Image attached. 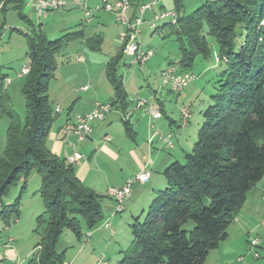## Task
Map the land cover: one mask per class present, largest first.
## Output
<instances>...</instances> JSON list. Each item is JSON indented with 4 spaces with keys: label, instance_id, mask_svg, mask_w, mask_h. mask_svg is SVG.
I'll return each instance as SVG.
<instances>
[{
    "label": "trees",
    "instance_id": "16d2710c",
    "mask_svg": "<svg viewBox=\"0 0 264 264\" xmlns=\"http://www.w3.org/2000/svg\"><path fill=\"white\" fill-rule=\"evenodd\" d=\"M19 3L0 0V14L14 9L31 27L24 34L29 61L21 89L25 113L21 125L11 121L5 133L0 204L20 181L22 193L29 175L36 172L43 212L36 218L39 241L35 249L39 251L28 264H63L56 248L64 230L80 240L83 231L103 221L102 197L78 180L72 165L46 148L55 114L47 94L57 69L55 57L69 43L82 40V35L69 33L48 40L40 26L21 15ZM173 4L176 22L168 27L177 37L178 74L188 73L196 58L210 57L208 37L217 45L220 70L211 104L201 111L195 142L183 163L175 161L166 168L164 189L129 225L132 242L121 252L118 264H203L208 253L227 238L247 193L264 177V0H205L186 16L178 14L181 0ZM100 43L92 38L84 45L97 52ZM122 49L106 64L105 77L113 89L111 108L125 116L127 94L119 74L126 58ZM4 80L0 76V117L11 119L8 97L1 92ZM123 128L131 137L127 121ZM20 196L12 205L1 204L0 219L6 225L19 216ZM187 222L194 225L191 231L183 229Z\"/></svg>",
    "mask_w": 264,
    "mask_h": 264
},
{
    "label": "crops",
    "instance_id": "0c3cea01",
    "mask_svg": "<svg viewBox=\"0 0 264 264\" xmlns=\"http://www.w3.org/2000/svg\"><path fill=\"white\" fill-rule=\"evenodd\" d=\"M114 1L115 0H113V2ZM81 3L82 2L78 0H66V5L63 8L50 11L45 17L40 18L36 16L32 3L28 0H20L19 11L29 22L31 18L29 15H32L36 20L34 26H40L45 36L63 32L65 33L64 35L80 32L82 40L74 41L79 43L81 51V53L76 56V62L78 64L86 62V60H84L85 54L87 50L90 51L88 47L84 45L87 40L98 38L102 43L108 31L111 32V34H116L114 43L117 41L118 47L116 51L110 55V58H107V64L118 53L121 47L120 38L124 33V27L115 20L113 14L109 15L107 12L96 13L99 12L94 11L96 6L88 19L84 17L83 11L84 21L81 20L77 24H68L63 20L53 25L52 20L54 18H49V14L53 12H69L74 8H82ZM137 5L140 4H132V7L127 11L126 15L128 18L134 15ZM173 5L172 0V6ZM11 12L13 14L16 13L18 16V12L11 8L5 13L0 14V36L5 30H12L6 21V16ZM152 12L153 7L149 13ZM99 14L107 18L109 22L108 25L104 26L102 22L99 25L101 26L100 28L90 25L94 20H98ZM69 15L70 13L65 17ZM61 18H64V16H61ZM102 20L104 21L103 18ZM43 22L45 23L43 24ZM111 22H114L116 27L110 26L112 24ZM98 28L100 30H98ZM100 49L101 46L99 51ZM130 66V63L125 65L127 68ZM167 66H169V64ZM84 67L88 68V64ZM103 73L105 74V67ZM19 74H17V78H19ZM76 78L77 75L73 74L66 78L64 80L65 85L62 83V86L58 88V92H56L54 96V98L61 97L64 101L69 100L72 102L67 107L61 124L57 126L58 128L60 127V129H57V131L52 130L53 132H51L46 139V148L51 154L61 160H65L74 151L83 156L81 161L72 165L74 173L85 187L102 197L101 211L103 221L93 230H105L112 236L115 235V233L111 228V221H114L115 217L127 211L129 214L128 221L132 223L133 219L139 217L144 209L148 207L159 189L165 186L163 172L166 168L175 161H183L182 159H184V155L187 153L189 144H187V142L181 143V140H178L176 137L188 124L185 127L179 128L176 132H173L171 126H175V122L168 117L169 110L165 105L167 98L164 95V89L159 85L157 90L150 89V91H143L140 86L141 83L135 81L136 88L134 87V92H131L129 86L130 82L122 76L124 89L127 94L126 115L123 116L121 111L116 107L112 108L102 122L92 124L90 136L84 142L78 143L73 135L66 136L64 130L61 128L72 120L74 116L90 113L95 102L110 103L113 100V89L106 77V83L103 85L98 77L94 78L93 76H87L85 80H77L75 82ZM4 84H7L8 87L12 86V81L5 77L2 85L5 86ZM107 84H109L111 89H109ZM136 89H140V91ZM186 89V95H184L181 102H179V99L176 101L178 104L175 109H178L179 120L180 109L185 107L183 104L196 92V87L191 85V83ZM168 92L171 93L170 91ZM183 93L184 91L182 94ZM180 94L181 93L176 95L179 96ZM137 100L147 101V104L138 107ZM149 106H156L159 109L161 117L152 119L147 114V108ZM56 108L59 109V112L55 113V115H60L62 110L58 104L53 106L52 110L54 111ZM3 117L4 116L0 117V154L4 149L6 130L11 121H13L8 117ZM163 118L167 119L166 123H164ZM123 121L128 122L131 130V137H128L124 131ZM198 125L199 124H197V127ZM106 137L109 141L104 140ZM164 139H169V141H171V147L166 145ZM144 169L148 170L150 173L149 180L143 184L133 185L130 195L124 201L121 209L117 210L116 204L106 195L107 190L109 188H119L123 186L128 180L132 179ZM39 206L40 205L36 203V208H33L32 217L42 212V208ZM19 222L20 221H18V223ZM105 223L110 225V229H105L103 227ZM92 231L86 232L89 233V236L87 239L84 238L82 247L86 248L85 243L94 236L95 233H92ZM251 237L259 240V246L256 249L259 254V258H257L258 261H253L249 253L248 241ZM12 242L13 240L11 238L7 239L4 249H2L3 256L2 258L0 257V261L8 262L10 259L11 264H17L15 261L17 255L14 253V248L11 245ZM68 245H72V241L64 242L56 249L57 253L65 257L66 254H64V251L69 247ZM238 259L241 260L238 261ZM21 263L22 262H19V264ZM203 264H264V177L247 193L244 204L227 229V238L220 242L216 249L208 253Z\"/></svg>",
    "mask_w": 264,
    "mask_h": 264
},
{
    "label": "rangeland",
    "instance_id": "374dc122",
    "mask_svg": "<svg viewBox=\"0 0 264 264\" xmlns=\"http://www.w3.org/2000/svg\"><path fill=\"white\" fill-rule=\"evenodd\" d=\"M71 1V0H69ZM81 1L82 6H86L89 10H93L96 6H101L100 0H78ZM86 1V2H85ZM132 4H150L155 1L156 5L153 6V12H147L143 17V23L139 27L140 36L138 39L139 44L143 48H147L152 51V58L141 67L136 65H131L130 67H125L129 64V60L124 58L123 62L119 68V74L123 76L124 79L130 82V90L134 92L136 88L135 81L141 83L143 91H150V89L157 90V87L160 85L161 73L162 71L169 68H176L177 72L178 62H179V52H178V42L177 37L171 33L168 27L170 21H159L153 23V28L149 27V22L151 21L153 15H158L161 12H175L174 5L172 6V0H128ZM205 0H181V9L179 11L180 16H186L193 12L196 8L201 6ZM213 1V0H210ZM108 3L113 2V0H107ZM82 8H74L73 10L53 12L49 14V18H54L53 25L58 22L66 21L68 24H77L81 20L84 21ZM106 13L103 10H100L96 13ZM70 15L65 17L66 15ZM111 15V13H108ZM99 14L98 20H94L90 25L99 26L102 24L108 25L109 22L107 18ZM114 15V14H113ZM176 15V14H175ZM64 16V18H61ZM115 16V15H114ZM30 22L34 26L36 24L35 18L32 15H29ZM104 21L102 20V18ZM58 18V19H57ZM115 20L117 21L116 17ZM6 21L10 25V29L2 32L0 36V76H4L12 81V86L2 85V94H5L8 97L6 108L9 110V115L16 125H21V122L24 117L25 108H24V99L21 95V87L25 80V76H19L22 68H28L29 61L25 57L27 46L26 38L24 34H29L31 32V27L26 22H23L16 13H9L6 16ZM98 21V22H97ZM106 22V23H105ZM45 22H43L44 24ZM110 26L116 27L114 22H111ZM152 24V23H151ZM89 25V24H88ZM164 26V27H163ZM158 28L156 31H154ZM98 28V30H100ZM15 29V30H13ZM116 32V31H115ZM65 33L59 34H49L46 38L50 41L62 37ZM116 34H111L107 32L103 42L100 43L101 49L98 52L88 51L84 60L85 63L78 64L76 62V56L81 53L79 48V43L74 42L70 43L68 46L62 48L60 52L56 55L55 60L57 64V69L54 73L52 80L48 86V99L50 106L53 107L58 104L61 108V114L55 115L53 117V124L51 130L47 136L53 131H57V126L61 124L64 114L66 113L67 107L72 101H64L61 97L54 98L58 88L62 86L64 80L68 78L71 74L77 75V80H85L87 76H93L94 78L99 79L102 85L105 82L104 67L106 64L107 58H110V55L116 51L118 47L117 41L114 43ZM211 55L208 59H202L198 57L194 61V65L188 71L190 75L194 77L191 85L196 87V92L193 93L190 99L185 102L183 105L188 109L190 113V118L188 120V125L186 128L182 129L181 132L177 135V139L181 140V143L187 142V152L190 151L191 146L196 140L197 129L202 123L201 111L204 110L208 105L211 104L210 96L215 92V83L217 81V74L220 70V65L217 63V45L212 38H207ZM88 64V68L84 67ZM172 64V66H167ZM174 66V67H173ZM57 79V80H53ZM65 85V83H64ZM109 89L111 87L107 84ZM135 87V88H134ZM140 91V89H136ZM167 88H164V95L167 98L165 103L166 108L169 110L168 117L175 122V126L172 127V131L176 132L180 127V120L178 116V109L176 108L177 99L179 102L183 99L185 92L177 96L174 93H169ZM61 96V95H59ZM106 100V99H105ZM170 108V109H169ZM7 118L4 116L3 118ZM164 123L167 119L163 118ZM199 121V123H198ZM197 124L198 127H197ZM177 126V128H176ZM64 130V126L61 128ZM53 130V131H52ZM183 160V159H182ZM183 163V161H181ZM39 177L36 172H31L27 180L26 189L21 193L22 182H18L15 186H12L8 192L2 197L1 204L4 206L12 205L15 200L20 196L19 204V216L11 217L8 225L0 219V257L2 258V249L7 243V239L11 238L13 242L11 243L14 248V253L17 255L15 261L17 264H28L29 260L32 258V255H35L36 250L35 246L39 241V236L35 232L36 229V218L41 215L43 212V204L40 197L37 195L39 189ZM164 186L159 189L163 190ZM155 196V195H154ZM36 203L39 204L42 208V212L37 214L35 217H32L33 208H36ZM0 204V211H1ZM39 206V207H40ZM147 208V207H146ZM146 209H144L145 211ZM128 212L124 211L117 217L114 221H111V228L114 231L115 235H112L105 230H90L92 233H95L94 236L85 243L86 248L82 247L84 244V236L87 235L83 231V235L80 240H77L75 235H73L69 230H64L59 243L57 245L58 249L64 242L72 241V245H68L64 251L65 257H63V264H96L99 260L103 259L107 264H118L122 258L121 252L126 251L132 242L131 232L129 225L131 224L128 221ZM20 218V220H19ZM18 221H20L18 223ZM99 226V225H98ZM194 225L192 222H187L183 229L186 231H191ZM96 228V227H95ZM251 237L249 240L253 239ZM70 239V240H69ZM249 246V245H248ZM250 249L251 259L253 261H258L253 257V253ZM61 252L60 250H58ZM78 256V258H77ZM77 259H76V258ZM244 258V257H243ZM2 260V259H1ZM14 261V262H15ZM0 264H11L10 259L8 262L0 261Z\"/></svg>",
    "mask_w": 264,
    "mask_h": 264
},
{
    "label": "built area",
    "instance_id": "2783aa9c",
    "mask_svg": "<svg viewBox=\"0 0 264 264\" xmlns=\"http://www.w3.org/2000/svg\"><path fill=\"white\" fill-rule=\"evenodd\" d=\"M32 3L37 17H45L48 12L56 11L63 8L66 5V0H28ZM101 6H97L94 11L103 10L107 13L114 14L117 22L124 27V33L120 38L121 46L123 47L122 53L129 60L131 65H136L141 67L147 63L152 57L153 53L149 49L143 48L139 42L140 30L139 27L143 23V17L145 13L149 12L156 2L153 1L150 4H140L136 6L134 15L128 18L126 13L132 7L131 2L128 0H115L114 2L108 3L107 0H100ZM84 10V17L88 19L92 11H90L85 5L82 6ZM175 21V12H161L158 15H153L151 21L149 22V27L151 23L158 21ZM176 22V21H175ZM28 73V68H23L20 71V76H25ZM194 77L188 73L178 74L176 68L170 70L163 77H160L161 88H167L171 93L179 94L182 93L188 85L193 81ZM147 101L137 100V106L142 107L146 105ZM112 110L109 103H99L95 102L93 109L90 113L84 115H76L67 122L64 126L65 135H73L78 143L84 142L91 133V126L94 123L102 122L105 117ZM55 113L59 112V109L54 110ZM147 114L152 119H158L161 117L159 109L156 106H149L147 108ZM190 118V113L187 108L183 107L180 109V127H185L188 124ZM105 141H109L106 137ZM164 142L168 147H171V141L169 139H164ZM83 159V156L77 152H73L69 157L65 159L66 163L73 165ZM150 178V173L148 170H142L136 174L132 179L128 180L123 186L119 188H109L106 195L113 200L116 204L117 210L121 209L124 201L131 193L132 186L135 184L146 183ZM105 229H110V225L105 223L103 225ZM89 233L85 235L87 239ZM248 245L251 248L253 257L255 259L259 258V254L256 249L259 246V240L253 238L248 241ZM39 251V248L35 249ZM241 259H238L240 261ZM96 264H107L103 259L99 260Z\"/></svg>",
    "mask_w": 264,
    "mask_h": 264
},
{
    "label": "bare ground",
    "instance_id": "6f19581e",
    "mask_svg": "<svg viewBox=\"0 0 264 264\" xmlns=\"http://www.w3.org/2000/svg\"><path fill=\"white\" fill-rule=\"evenodd\" d=\"M40 18H43V17H40ZM175 20H176V15H175ZM159 22V21H158ZM171 23H174L175 21H170ZM155 23V22H154ZM153 26H154V24L152 23L151 24V27L153 28ZM174 68H169V69H166V70H164V71H162V73H161V77H163L164 76V74H166L167 72H169L170 70H173Z\"/></svg>",
    "mask_w": 264,
    "mask_h": 264
}]
</instances>
